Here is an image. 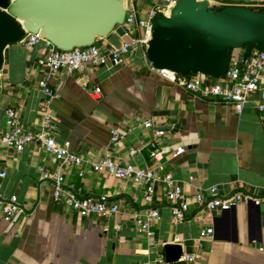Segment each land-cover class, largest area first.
<instances>
[{
    "label": "crops",
    "instance_id": "1",
    "mask_svg": "<svg viewBox=\"0 0 264 264\" xmlns=\"http://www.w3.org/2000/svg\"><path fill=\"white\" fill-rule=\"evenodd\" d=\"M156 0H124L128 12L146 18ZM218 5L257 7L258 0H209ZM168 13V12H164ZM132 38L148 40L149 32L133 28L119 35L112 30L98 38L100 46L120 47ZM20 41L4 50L0 70V264H264V122L253 103L240 113L222 102L192 94L162 78L143 58V47L119 66L88 65L83 70H59L48 80L53 130L58 142L91 161L109 154L117 163L170 174L187 196L215 186L220 195L249 193L259 203L241 202L233 210L214 211L211 237L199 236L206 223L201 205L192 202L174 220L164 185L157 182L152 199L141 185L119 180L88 164L59 168L55 158L29 143L17 151L1 141L5 111L11 107L24 127L40 123L44 76L37 59L45 51ZM232 56L242 58V49ZM100 89L99 97L90 94ZM150 120L147 127L143 121ZM161 143L182 147L177 156L158 162L150 156L154 131ZM123 136L111 141L112 131ZM134 148L136 152L129 151ZM82 171V175H79ZM59 172L66 187L83 195L104 196L119 212L103 218L80 217L53 197V177ZM46 173L47 176L43 177ZM3 174V175H2ZM16 196L23 212L11 226L2 219V203ZM155 210L146 232L133 218ZM166 244H178L191 262H167ZM163 261H159V258Z\"/></svg>",
    "mask_w": 264,
    "mask_h": 264
},
{
    "label": "built area",
    "instance_id": "2",
    "mask_svg": "<svg viewBox=\"0 0 264 264\" xmlns=\"http://www.w3.org/2000/svg\"><path fill=\"white\" fill-rule=\"evenodd\" d=\"M175 2L176 0H156L146 18H140L135 12L127 11L122 25L125 32L131 31L133 28H143L145 33H148L152 18L158 13L168 12ZM262 6H264V0H258L257 7ZM20 42L29 49L37 44L44 45L46 49L37 59L38 66L44 72V76L38 81V86L43 94L40 100L42 107L41 118L37 128L28 129L23 126L15 110L11 107L7 108L5 111V125L1 136V141L4 144L21 151L27 144L35 143L40 150L51 154L55 158L59 168L64 166L81 167L84 163L88 164L94 171L106 172L119 180L131 179L144 188L147 200L152 199L156 183L161 182L165 187L163 190L164 197L171 204L174 220L182 218L192 202L201 205L205 212L207 223L199 231L200 238L212 236L211 219L214 211H227L241 202L251 201L255 204L259 203V199L249 193L237 192L229 195H220L215 186L206 191H197L187 196L170 174L157 173V171L163 169L162 163L157 164V171H155L154 169L136 168L130 163L119 164L109 154H105L100 161L88 160L83 155L73 151L68 140L62 142L56 140L51 108L56 93L49 86L48 80L52 74L59 70L72 72L83 70L88 65L110 64L111 66H119L124 63L128 56L136 54L139 47L142 46L145 62L165 80L202 98L229 105L237 113H240L248 103H253L264 122V51H253L249 59L245 61L242 58L232 56L227 72L219 78L211 80L208 76L201 73L180 76L170 70L154 68L147 60L145 54L147 43L145 38L126 40L120 47H104L95 42L87 46L64 50L55 47L50 41L41 37L39 33L25 32ZM99 93L100 89L97 87L90 92L95 98L99 97ZM143 124L147 127L152 125L150 120L143 121ZM163 135V130L154 131V138L150 143V156L158 162L165 155L177 156L183 152L182 147L172 150L170 146L162 144L161 137ZM122 136L123 133L121 131L113 130L111 141L116 142ZM129 152L134 154L136 150L131 148ZM79 175H82V171H79ZM46 176L47 174L44 173L43 177ZM53 197L72 208L80 217L103 218L119 212L118 204L104 196L83 195L79 188L66 187L64 185V177L59 172H56L53 177ZM1 211L2 219L9 226L13 225L23 212L14 195L8 201L2 203ZM156 215L155 210H149L146 215L135 213L133 218L138 230L146 232L149 220ZM195 257L196 255L194 254H183L180 259L191 262ZM159 261H163V258H159Z\"/></svg>",
    "mask_w": 264,
    "mask_h": 264
},
{
    "label": "water",
    "instance_id": "3",
    "mask_svg": "<svg viewBox=\"0 0 264 264\" xmlns=\"http://www.w3.org/2000/svg\"><path fill=\"white\" fill-rule=\"evenodd\" d=\"M126 12L124 0H0V70L5 47L25 32L69 50L93 44L112 30L123 35ZM234 49H242L243 61L253 51H264V6L176 0L168 13L152 18L145 54L156 69L217 79L227 72ZM164 248L167 262L182 255L178 244Z\"/></svg>",
    "mask_w": 264,
    "mask_h": 264
},
{
    "label": "trees",
    "instance_id": "4",
    "mask_svg": "<svg viewBox=\"0 0 264 264\" xmlns=\"http://www.w3.org/2000/svg\"><path fill=\"white\" fill-rule=\"evenodd\" d=\"M255 8H258V7H255ZM231 51V50H230ZM209 79H211V80H214L213 78H210V77H208Z\"/></svg>",
    "mask_w": 264,
    "mask_h": 264
}]
</instances>
